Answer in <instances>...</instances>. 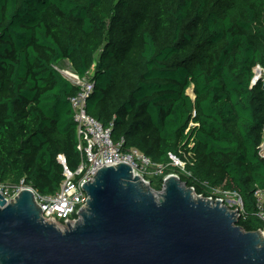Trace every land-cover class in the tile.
I'll return each mask as SVG.
<instances>
[{"label":"trees","instance_id":"obj_1","mask_svg":"<svg viewBox=\"0 0 264 264\" xmlns=\"http://www.w3.org/2000/svg\"><path fill=\"white\" fill-rule=\"evenodd\" d=\"M64 60L92 74L86 109L113 141L163 166L155 190L174 173L206 198L237 192L238 225L264 231V0H0V184L53 195L58 155L81 164Z\"/></svg>","mask_w":264,"mask_h":264},{"label":"water","instance_id":"obj_2","mask_svg":"<svg viewBox=\"0 0 264 264\" xmlns=\"http://www.w3.org/2000/svg\"><path fill=\"white\" fill-rule=\"evenodd\" d=\"M255 73L253 84L260 66ZM84 189L81 219L65 228L45 220L32 190L10 202L0 195V264H264V231L243 230L238 209L177 174L157 191L120 163Z\"/></svg>","mask_w":264,"mask_h":264},{"label":"built area","instance_id":"obj_3","mask_svg":"<svg viewBox=\"0 0 264 264\" xmlns=\"http://www.w3.org/2000/svg\"><path fill=\"white\" fill-rule=\"evenodd\" d=\"M69 62V61H68ZM72 66V65H71ZM57 69L71 80L74 84L81 87V92L71 98V104L74 110V119L77 123L79 145L82 153V162L75 172H72L67 163L64 154H59L57 159L64 168V179L61 182L59 190L53 195H42L33 187L24 185V181L19 186L9 184H0V195H3L9 202L14 200L23 189L27 188L34 192L37 204L43 210V216L46 221L52 218L57 221L60 227L65 228L68 225H74L81 219V210L87 203L89 194L84 189L88 182H93L99 169L103 166H117L120 163L129 164L135 174L146 177V174L158 175L163 169L161 164L155 163L150 157L137 148L122 150L124 140L115 143L112 138V128H105L103 124L87 112V99L93 92L95 84L92 82V75L81 78L77 72L72 69ZM71 70L73 75L68 76L64 71ZM263 69L261 68V76ZM262 154L264 155V144ZM178 166L185 168V164L174 158ZM222 204L229 198L238 202L236 206L239 211L243 210V200L237 192H221ZM212 198V197H211ZM256 208L258 217L264 222V189L259 188L255 192ZM225 205V204H224ZM69 223H68V222Z\"/></svg>","mask_w":264,"mask_h":264},{"label":"rangeland","instance_id":"obj_4","mask_svg":"<svg viewBox=\"0 0 264 264\" xmlns=\"http://www.w3.org/2000/svg\"><path fill=\"white\" fill-rule=\"evenodd\" d=\"M58 67H60L62 69H72V66H71L70 62H68L66 60L59 62ZM91 75H89V76H91ZM189 93L193 94L191 90L189 91ZM162 172H163V169L160 171V174ZM144 179L146 181L150 182L149 179L155 181L156 180V177H154V175L146 174V177ZM150 184H151V182H150ZM159 191H161V190H159ZM216 195L221 197V195H222L221 191L220 190H217L216 191ZM217 198H214V199H217ZM238 202H234L233 198H229L228 200H226L224 202V204L227 205V206H229L230 209H233L234 210V206H238V204H237Z\"/></svg>","mask_w":264,"mask_h":264},{"label":"bare ground","instance_id":"obj_5","mask_svg":"<svg viewBox=\"0 0 264 264\" xmlns=\"http://www.w3.org/2000/svg\"><path fill=\"white\" fill-rule=\"evenodd\" d=\"M64 72H65L68 76H72V75H73V73H72L71 70H65ZM257 75H260V74H259V71L257 72Z\"/></svg>","mask_w":264,"mask_h":264}]
</instances>
